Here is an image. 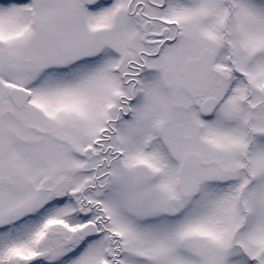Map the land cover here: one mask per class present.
<instances>
[{"label": "snow or ice", "instance_id": "1", "mask_svg": "<svg viewBox=\"0 0 264 264\" xmlns=\"http://www.w3.org/2000/svg\"><path fill=\"white\" fill-rule=\"evenodd\" d=\"M0 264H264V0H0Z\"/></svg>", "mask_w": 264, "mask_h": 264}]
</instances>
